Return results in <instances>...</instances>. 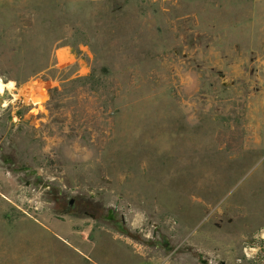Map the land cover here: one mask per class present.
<instances>
[{
    "label": "rangeland",
    "instance_id": "374dc122",
    "mask_svg": "<svg viewBox=\"0 0 264 264\" xmlns=\"http://www.w3.org/2000/svg\"><path fill=\"white\" fill-rule=\"evenodd\" d=\"M262 229L264 0H0V264H264Z\"/></svg>",
    "mask_w": 264,
    "mask_h": 264
},
{
    "label": "built area",
    "instance_id": "2783aa9c",
    "mask_svg": "<svg viewBox=\"0 0 264 264\" xmlns=\"http://www.w3.org/2000/svg\"><path fill=\"white\" fill-rule=\"evenodd\" d=\"M256 239H258V240L263 239V240H264V229H262V230L256 235Z\"/></svg>",
    "mask_w": 264,
    "mask_h": 264
},
{
    "label": "water",
    "instance_id": "95a60500",
    "mask_svg": "<svg viewBox=\"0 0 264 264\" xmlns=\"http://www.w3.org/2000/svg\"><path fill=\"white\" fill-rule=\"evenodd\" d=\"M73 204V201H71V205ZM222 264H225L224 262Z\"/></svg>",
    "mask_w": 264,
    "mask_h": 264
}]
</instances>
